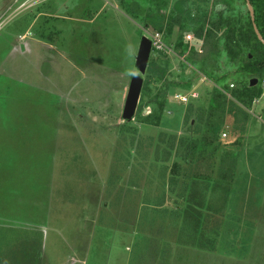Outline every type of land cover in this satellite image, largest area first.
<instances>
[{"label": "rangeland", "instance_id": "obj_1", "mask_svg": "<svg viewBox=\"0 0 264 264\" xmlns=\"http://www.w3.org/2000/svg\"><path fill=\"white\" fill-rule=\"evenodd\" d=\"M162 1L0 0V264H264V95L185 164L214 86L184 59L192 44H173L215 0ZM156 27L171 52L151 49L125 121ZM191 194L208 220L196 232Z\"/></svg>", "mask_w": 264, "mask_h": 264}, {"label": "trees", "instance_id": "obj_2", "mask_svg": "<svg viewBox=\"0 0 264 264\" xmlns=\"http://www.w3.org/2000/svg\"><path fill=\"white\" fill-rule=\"evenodd\" d=\"M248 1L253 10L254 25L264 41V0ZM152 2L158 7V3L160 6L163 1L152 0ZM190 16L191 14L183 21L179 20L177 24L179 39L174 42L173 49L174 51L180 49V53L184 55L187 49L182 40L184 32L192 33L200 42L202 50L201 53H197L190 49L184 59L191 62L195 72L203 76L214 88L209 100L207 118L205 117L204 120L202 117L199 118L200 126L193 128L195 134L203 130L202 139L199 143L192 141L188 145L191 153L186 152L188 157L184 160L185 164L192 163L194 158L197 160L194 153L202 158L206 148L220 145L219 134L222 130L223 118L225 115H232L233 107L243 115L242 108L249 110V107L264 95L261 89V83L264 81V47L253 32L245 1L215 0L209 14L199 10L196 17ZM156 28L155 33L162 32L161 27ZM171 32V25L168 24L164 31L165 37L168 38ZM152 65L153 63H149L148 68ZM229 77L233 80L234 85L230 84L232 88H229L226 82ZM253 79L257 80L256 85H250ZM226 106L228 108L225 112ZM162 109L163 102L159 103L157 110L153 111L151 116L142 119V122L157 126ZM193 178L202 179L198 175H194ZM191 200L192 194L186 197V208H184L186 215L183 221L190 222L191 230L196 232L197 228L208 224V220L198 212L203 208L202 202L197 201L196 205ZM214 201L210 204L212 205ZM211 208L217 210L214 205L211 207L207 205L206 211L210 212ZM208 251L212 252L214 248Z\"/></svg>", "mask_w": 264, "mask_h": 264}, {"label": "water", "instance_id": "obj_3", "mask_svg": "<svg viewBox=\"0 0 264 264\" xmlns=\"http://www.w3.org/2000/svg\"><path fill=\"white\" fill-rule=\"evenodd\" d=\"M244 1H245L246 9L249 13L250 21L252 23L253 32L257 40L264 47V41L262 40L261 36L259 35L257 31L256 26L254 25V15H253L252 7L248 0H244ZM150 51H151L150 41L143 38L139 44L138 51H137L136 58H135V68L137 72L132 74L131 76L126 98H125V103H124L123 110H122L121 117L125 121L132 119V117L134 116L139 94L142 88V79L140 77V74L144 73V71L146 70ZM255 82L256 80L253 79L250 82V85H254Z\"/></svg>", "mask_w": 264, "mask_h": 264}, {"label": "built area", "instance_id": "obj_4", "mask_svg": "<svg viewBox=\"0 0 264 264\" xmlns=\"http://www.w3.org/2000/svg\"><path fill=\"white\" fill-rule=\"evenodd\" d=\"M149 38H150L149 41L151 43V49L153 48L154 50H158L161 52H165L168 50V47L162 43L161 36L159 33H153L152 35L149 36ZM183 40L185 44H189V45L192 44L191 48L195 50L197 53H201V44L194 38L192 33H185L183 35ZM194 45H197L198 47L194 48L193 47ZM229 88H232V85H229ZM261 89H262V92L264 93V81H262L261 83ZM177 100L182 101V102L186 101L184 97L178 96V95H177Z\"/></svg>", "mask_w": 264, "mask_h": 264}]
</instances>
